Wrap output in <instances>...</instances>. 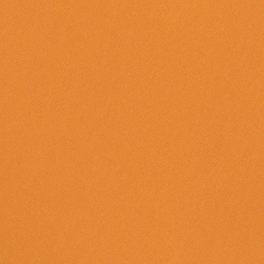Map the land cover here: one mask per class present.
<instances>
[{
  "label": "water",
  "instance_id": "95a60500",
  "mask_svg": "<svg viewBox=\"0 0 264 264\" xmlns=\"http://www.w3.org/2000/svg\"><path fill=\"white\" fill-rule=\"evenodd\" d=\"M264 98V0H0V264H174Z\"/></svg>",
  "mask_w": 264,
  "mask_h": 264
}]
</instances>
